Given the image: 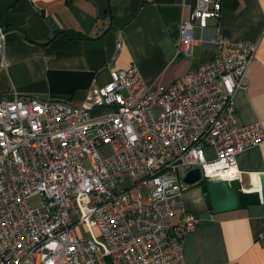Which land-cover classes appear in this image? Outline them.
Segmentation results:
<instances>
[{"label":"built area","instance_id":"obj_1","mask_svg":"<svg viewBox=\"0 0 264 264\" xmlns=\"http://www.w3.org/2000/svg\"><path fill=\"white\" fill-rule=\"evenodd\" d=\"M222 8L223 0H196L179 57L193 56L195 25L220 19ZM218 35L211 61L170 86H148L134 66L112 71L81 105L0 96V264L182 261L174 218L182 234L200 222L178 200L185 174L200 168L205 181H241L237 156L264 142L262 122L239 126L235 115L257 43ZM5 41L0 25V56ZM36 196L43 200L32 208Z\"/></svg>","mask_w":264,"mask_h":264},{"label":"crops","instance_id":"obj_2","mask_svg":"<svg viewBox=\"0 0 264 264\" xmlns=\"http://www.w3.org/2000/svg\"><path fill=\"white\" fill-rule=\"evenodd\" d=\"M196 0H0L6 30L0 56V96L61 100L81 105L89 90L111 81V72L137 67L148 86H170L211 61L212 40L253 41L248 88L235 97L239 126L264 125V0H223L220 19L195 25L191 58L177 54L181 26ZM109 112L95 109V116ZM244 190L264 173V142L237 156ZM253 183V185H252ZM200 222L174 236L182 243L177 264H264V204L212 213L201 184L178 198Z\"/></svg>","mask_w":264,"mask_h":264},{"label":"water","instance_id":"obj_3","mask_svg":"<svg viewBox=\"0 0 264 264\" xmlns=\"http://www.w3.org/2000/svg\"><path fill=\"white\" fill-rule=\"evenodd\" d=\"M183 181L189 186L202 185L205 200L214 214L264 204V173L259 174L258 183L260 187L255 190H244L242 182L239 180L232 183L214 180L205 181L202 179L200 168L188 171ZM110 264L112 263L110 262Z\"/></svg>","mask_w":264,"mask_h":264},{"label":"rangeland","instance_id":"obj_4","mask_svg":"<svg viewBox=\"0 0 264 264\" xmlns=\"http://www.w3.org/2000/svg\"><path fill=\"white\" fill-rule=\"evenodd\" d=\"M100 152H101L102 156H104V157H108V156L111 155V150L108 147H101L100 148ZM205 155H206L207 161H209V162L215 160V158H216L215 151H214V149L212 147L205 148ZM184 173L185 172H181V176H183ZM142 192H143V195L145 196L146 195V190L144 189ZM42 200L43 199L40 196H36V197L30 198L29 205L32 208H35V207H37V206H39L41 204ZM80 231H82L83 236H87L88 235L82 228H80Z\"/></svg>","mask_w":264,"mask_h":264},{"label":"bare ground","instance_id":"obj_5","mask_svg":"<svg viewBox=\"0 0 264 264\" xmlns=\"http://www.w3.org/2000/svg\"><path fill=\"white\" fill-rule=\"evenodd\" d=\"M252 185H253V183H252ZM259 187H260V185H259V183H258V178L255 177V178H254V186H252V189H253V190H255V189H259Z\"/></svg>","mask_w":264,"mask_h":264},{"label":"trees","instance_id":"obj_6","mask_svg":"<svg viewBox=\"0 0 264 264\" xmlns=\"http://www.w3.org/2000/svg\"><path fill=\"white\" fill-rule=\"evenodd\" d=\"M69 1H71V0H69Z\"/></svg>","mask_w":264,"mask_h":264}]
</instances>
